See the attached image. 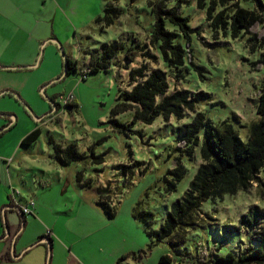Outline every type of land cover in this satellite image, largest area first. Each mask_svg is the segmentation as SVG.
<instances>
[{
  "label": "rangeland",
  "instance_id": "1",
  "mask_svg": "<svg viewBox=\"0 0 264 264\" xmlns=\"http://www.w3.org/2000/svg\"><path fill=\"white\" fill-rule=\"evenodd\" d=\"M156 1L0 0V216L4 224V211L14 206L10 215L17 217L16 249L29 240L27 260L47 251L48 240H41L49 237L52 248L44 264H118L126 254L130 257L120 264H161L164 254L173 259L170 264H219L202 251L220 256L243 249L251 239L240 218L249 208H264V177L236 194L204 202L198 212L200 226L177 245L154 243L145 223L133 215L136 207L151 211L153 228L158 229L172 202L188 189L202 159L199 148L191 157L179 150L176 128L196 111L215 124L229 121L244 141L250 124L263 118L256 100L264 84V49L256 40L264 36V14L262 21L235 37L230 29L214 30L207 7L197 0H162L167 8L188 16L195 30L183 75L168 73L169 92L188 89L209 97L181 120L158 116L151 123L134 121L131 108L112 113L124 102L121 92L131 88L130 69L146 62L150 69L168 71L159 46L151 42ZM236 3L247 6L227 0L217 12L230 13ZM108 4L121 10L110 25L97 22ZM115 40L122 41L124 49L111 59L109 69L90 72V58L101 57L103 46ZM138 45L157 59L140 52L129 61L127 50ZM66 57L78 61V70L70 75L64 70ZM83 72L88 74L85 79ZM71 93L77 106L67 107L61 96ZM36 126L41 128L38 140L21 144ZM55 144H74L85 157L62 165L54 156ZM179 162L187 173L168 191L166 179H172L170 170ZM79 171L83 181L90 180L88 185L77 181ZM102 196L115 216L100 204ZM31 200L35 205L30 204L32 212L23 224L16 208ZM3 224L0 221V232Z\"/></svg>",
  "mask_w": 264,
  "mask_h": 264
},
{
  "label": "trees",
  "instance_id": "2",
  "mask_svg": "<svg viewBox=\"0 0 264 264\" xmlns=\"http://www.w3.org/2000/svg\"><path fill=\"white\" fill-rule=\"evenodd\" d=\"M197 0L200 7L206 8L207 19L211 21L210 26L214 30L223 29L233 36H238L242 29H249L258 21H262L264 14V0H240L247 4L241 6L239 3L230 6L233 8L230 13L225 10L217 12L219 6H223L227 0ZM153 3V13L155 15L154 29L151 34V42L159 46L161 55L167 64L168 71L156 67L150 69L146 62L129 70L128 79L131 88L121 92L124 102L120 103L113 111V114L134 109V121L141 120L151 123L156 117L163 116L169 120L175 116L178 120L185 117L187 110L194 111L197 103L205 97H209L206 92H192L188 89H176L169 92L168 73L174 72L175 77L183 75V65L192 42V34L195 31L190 25V18L181 13L176 8H167L162 0ZM121 15V10L112 4L106 5L103 14L97 18V22H104L106 25L113 24ZM167 23L171 26H167ZM258 41L259 48L264 49V36ZM129 48L126 58L134 60L141 54L147 59H157V56L150 52H145L144 47ZM124 49L122 41L115 40L105 44L101 57L90 58L89 71L108 70L111 59ZM264 61V51L262 53ZM197 67V66H196ZM65 74L70 75L78 70V61L66 57ZM82 79L87 77V72H83ZM59 106V104H55ZM66 106H77L76 101L68 103ZM256 111L263 116L259 121L252 122L249 127V137L244 141L234 126L227 120L218 124L212 122L203 111H196L193 118L176 128L178 148L189 157L193 156L195 150L199 148L202 163L199 165L195 175L190 181L188 189L183 196L172 202L166 218L158 229L153 228L154 215L151 211L135 208L134 217L145 223L148 234L154 243L168 241L172 245L180 244L190 229L200 226L199 210L204 202L211 198L223 197L226 194H236L240 190L250 187L251 184L264 177V84L259 91L256 100ZM115 124L127 126L117 122ZM3 131H0V135ZM41 135V128L36 126L25 137L21 144L32 145ZM55 158L62 165H68L73 161L83 159L85 154L80 152L76 145L69 144L61 146L55 144ZM128 166L124 165V171ZM172 179L168 182V191H174L178 183L187 173V168L179 162L176 167L170 170ZM77 181L88 185L89 181H83L82 171L77 173ZM101 197L100 204L110 217L115 216V210ZM21 215L22 223L26 222V215L16 208ZM240 222L251 230L250 239L243 249L228 250L226 254L216 256L211 250L210 254L202 251V255H209L210 261L219 264H253L264 263V208H249L242 214ZM217 225V224H216ZM5 226V225H4ZM44 238V237H41ZM39 238L35 244L40 242ZM47 248V259L52 246V239L49 238ZM216 250L217 248H213ZM6 252L1 259L7 258ZM130 254L123 255L119 260L127 259ZM213 257L215 259L213 260ZM202 259L201 256H199ZM46 259V260H47ZM173 261L169 254L160 257L161 264H170ZM205 262V260H200Z\"/></svg>",
  "mask_w": 264,
  "mask_h": 264
},
{
  "label": "crops",
  "instance_id": "3",
  "mask_svg": "<svg viewBox=\"0 0 264 264\" xmlns=\"http://www.w3.org/2000/svg\"><path fill=\"white\" fill-rule=\"evenodd\" d=\"M75 101V100H74ZM73 103V102H72ZM33 201V200H31ZM29 201V202H31ZM34 202V201H33ZM25 204V203H24ZM21 204H19L20 206ZM35 205V203H34ZM14 206H12V208H10L9 210L6 209L4 211V218L5 221L7 222V226L9 229V236H6L5 234V226L3 224V219L0 216V221L3 224L2 227V231L0 232V257L3 256L6 252L8 253L7 255H9L6 259V261H4V259L0 258V264H44L45 262V256L47 259V251H41V253L39 254V256L37 258H32L33 256H31V258L29 260H27L28 255L30 254V250H27L26 247L27 244H29V240L25 243H23L22 247H20V251H17V244H18V238L14 236V229H13V223L14 220L17 218L15 215L11 216L10 212H14L15 208H13ZM27 219V216H26ZM26 223V222H25ZM30 240H34V239H30ZM14 248V249H13Z\"/></svg>",
  "mask_w": 264,
  "mask_h": 264
},
{
  "label": "built area",
  "instance_id": "4",
  "mask_svg": "<svg viewBox=\"0 0 264 264\" xmlns=\"http://www.w3.org/2000/svg\"><path fill=\"white\" fill-rule=\"evenodd\" d=\"M61 98L63 99V102L65 104L72 103L75 100V97L72 93L67 95V96H61ZM30 204L34 205V202L31 201V202H28L26 204H21L19 206V208L23 212V214L27 215V214L32 212V208L30 207Z\"/></svg>",
  "mask_w": 264,
  "mask_h": 264
},
{
  "label": "water",
  "instance_id": "5",
  "mask_svg": "<svg viewBox=\"0 0 264 264\" xmlns=\"http://www.w3.org/2000/svg\"><path fill=\"white\" fill-rule=\"evenodd\" d=\"M4 225H5V233H6L5 235L6 236H9V229H8V226H7V222L6 221H5ZM43 240H48V242H49V239L48 238H44L41 241H43Z\"/></svg>",
  "mask_w": 264,
  "mask_h": 264
}]
</instances>
